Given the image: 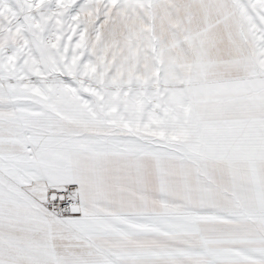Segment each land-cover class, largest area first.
Segmentation results:
<instances>
[{
  "label": "snow or ice",
  "instance_id": "obj_1",
  "mask_svg": "<svg viewBox=\"0 0 264 264\" xmlns=\"http://www.w3.org/2000/svg\"><path fill=\"white\" fill-rule=\"evenodd\" d=\"M0 264H264V0H0Z\"/></svg>",
  "mask_w": 264,
  "mask_h": 264
}]
</instances>
